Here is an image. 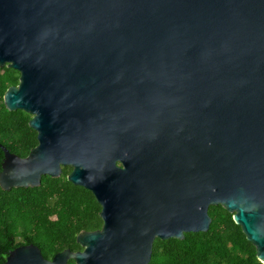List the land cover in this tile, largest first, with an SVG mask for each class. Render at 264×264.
<instances>
[{"label": "water", "instance_id": "95a60500", "mask_svg": "<svg viewBox=\"0 0 264 264\" xmlns=\"http://www.w3.org/2000/svg\"><path fill=\"white\" fill-rule=\"evenodd\" d=\"M3 65L18 72L3 105L36 143L0 142V188L69 165L101 226L0 264H147L155 237L206 230L215 204L264 263V0H0Z\"/></svg>", "mask_w": 264, "mask_h": 264}, {"label": "trees", "instance_id": "16d2710c", "mask_svg": "<svg viewBox=\"0 0 264 264\" xmlns=\"http://www.w3.org/2000/svg\"><path fill=\"white\" fill-rule=\"evenodd\" d=\"M17 75L13 68L0 67V142L22 156L36 142L26 122L29 114L8 110L2 102L4 89L16 84ZM68 168L63 165L57 177L42 175L35 186L0 188V263L21 243H34L45 258L66 247L79 249L76 232L99 225L98 203L88 189L66 179ZM207 213L210 222L204 231H186L182 238L155 237L147 264H264L230 212L215 204L208 205ZM66 264L74 262L69 258Z\"/></svg>", "mask_w": 264, "mask_h": 264}, {"label": "flooded vegetation", "instance_id": "af4514ba", "mask_svg": "<svg viewBox=\"0 0 264 264\" xmlns=\"http://www.w3.org/2000/svg\"><path fill=\"white\" fill-rule=\"evenodd\" d=\"M35 143H36V142H35ZM35 143H34V144H35ZM34 144H33V145H34ZM33 145H32V146H33ZM29 148H30V147H29ZM29 148H28V149H29ZM28 149L26 150V152H25L23 155H25V154L27 153ZM23 155H22V156H23ZM68 167H69L68 170L65 172V177H66V174H67V173L70 171V169H71V166L68 165ZM60 168H61V171H62V166H61ZM61 171H60V174H61ZM60 174H59V175H60ZM42 175H44V174H42ZM42 175L40 176V178L42 177ZM59 175H58V176H59ZM72 184H73V183H72ZM75 185H77V184H75ZM98 205H99V204H98ZM98 211H99V209H98ZM98 216H99V215H98ZM99 218H100V217H99ZM100 226H101V219H100V223H99V225L96 226V227H94V228H92V229L100 228ZM89 230H91V229H89ZM79 249H81V247H80ZM76 250H77V249H76Z\"/></svg>", "mask_w": 264, "mask_h": 264}]
</instances>
